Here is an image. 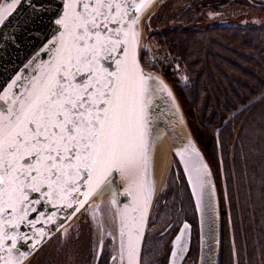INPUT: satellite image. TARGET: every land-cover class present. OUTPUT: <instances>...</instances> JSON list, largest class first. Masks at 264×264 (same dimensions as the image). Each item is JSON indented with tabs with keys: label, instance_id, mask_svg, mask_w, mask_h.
Segmentation results:
<instances>
[{
	"label": "snow or ice",
	"instance_id": "6c2138e0",
	"mask_svg": "<svg viewBox=\"0 0 264 264\" xmlns=\"http://www.w3.org/2000/svg\"><path fill=\"white\" fill-rule=\"evenodd\" d=\"M64 2L66 11L56 20L63 32L46 74L0 108V202L13 212L29 200L28 192L51 202L53 191L62 194L75 184L73 174L87 173L82 178L92 192L113 168L134 174L146 159L144 77L126 47L123 59L113 54L127 41L128 33L112 25L121 8L127 16L128 0H73L81 10ZM127 235L131 260L137 247L132 232Z\"/></svg>",
	"mask_w": 264,
	"mask_h": 264
},
{
	"label": "water",
	"instance_id": "95a60500",
	"mask_svg": "<svg viewBox=\"0 0 264 264\" xmlns=\"http://www.w3.org/2000/svg\"><path fill=\"white\" fill-rule=\"evenodd\" d=\"M159 1L128 0L127 16H124L125 9L121 8L116 16L118 24L112 25L128 33L126 43L119 45L113 54L121 55V50L126 47L130 63L134 62L144 77L145 95L142 99L147 120L143 128L146 159L141 160L134 174L113 168L105 183L92 192L82 178L87 173L81 172L73 174L75 184L67 185L64 193L53 191L51 202L36 192L27 193L29 200L17 205V212L0 202V264H25L81 210L94 200L100 202L102 199L108 200L114 211L117 264H140L148 217L160 178L155 180L152 175L154 144L162 135L171 147L170 153L183 173L194 203L198 231L196 264H221L220 207L212 171L190 133L171 86L144 68L141 62L142 23L148 11ZM68 3L81 10L73 0H68ZM141 3L143 7H139ZM65 11L64 0H21L19 4L1 0L0 18L6 19L0 24V108L11 106L14 98L25 93L32 82L44 77L47 66L56 56L58 38L63 32L56 20ZM138 185L142 186V191H138ZM43 191L49 189L44 188ZM35 199L41 202L32 203ZM25 212L26 218L21 219ZM122 232L125 235L122 236ZM129 232H132L137 247V253L131 260L124 247ZM190 238V225L182 222L170 241L167 264L183 263ZM99 254L100 247L96 262Z\"/></svg>",
	"mask_w": 264,
	"mask_h": 264
},
{
	"label": "trees",
	"instance_id": "16d2710c",
	"mask_svg": "<svg viewBox=\"0 0 264 264\" xmlns=\"http://www.w3.org/2000/svg\"><path fill=\"white\" fill-rule=\"evenodd\" d=\"M226 3L233 11L220 9ZM240 7L264 12V4L246 0H191L182 11L158 12L152 24L165 25L154 34L183 77L171 87L213 174L221 264H264V25L195 19L204 13L235 17ZM179 11L186 23L167 26ZM194 241L198 249L197 226Z\"/></svg>",
	"mask_w": 264,
	"mask_h": 264
},
{
	"label": "rangeland",
	"instance_id": "374dc122",
	"mask_svg": "<svg viewBox=\"0 0 264 264\" xmlns=\"http://www.w3.org/2000/svg\"><path fill=\"white\" fill-rule=\"evenodd\" d=\"M190 2L191 0H160L155 5L152 13L148 14L143 20L142 28L146 36L145 41L143 37V41L151 47H157L159 44L154 33L164 28L165 25H153L152 19L158 12H162L164 9L162 5L169 3L166 9L175 8L177 11L178 9L182 11V9L189 6ZM246 2L249 5L256 6L264 4V0H246ZM234 8L233 4L227 3L220 6V9L227 11H233ZM180 11L168 20L167 26L171 27L186 23L181 18ZM236 13L234 14L235 17L231 16L232 18L225 13H217L218 16L210 18V14L204 13L195 16V19L207 21L208 24L223 22L232 26L264 25L263 11L240 7L236 9ZM160 47H157V49L166 51L164 46ZM144 63L146 62L144 61ZM144 67L148 68L149 66L147 64ZM167 83L171 86L173 81L168 80ZM184 118L188 126L185 115ZM183 220L190 222L196 228V212L191 194L175 157L170 153L168 164L159 178L157 192L149 213L140 264H166L170 251V241ZM99 247L100 254L96 262ZM193 247L189 258L184 264H196L198 249L195 248V245ZM25 264H117L116 232L112 204L106 199H102L100 202L94 200Z\"/></svg>",
	"mask_w": 264,
	"mask_h": 264
},
{
	"label": "built area",
	"instance_id": "2783aa9c",
	"mask_svg": "<svg viewBox=\"0 0 264 264\" xmlns=\"http://www.w3.org/2000/svg\"><path fill=\"white\" fill-rule=\"evenodd\" d=\"M143 37L145 41L146 36L144 32ZM143 37L140 47L141 62L143 65V62L145 61L149 66L148 68H144L154 72L158 77L166 82H168V80L182 82L183 77L178 73L176 62L168 53V51L158 50L157 47L161 48L159 44L157 45V47H151L147 42L143 41ZM152 37L153 36L151 35V38Z\"/></svg>",
	"mask_w": 264,
	"mask_h": 264
},
{
	"label": "bare ground",
	"instance_id": "6f19581e",
	"mask_svg": "<svg viewBox=\"0 0 264 264\" xmlns=\"http://www.w3.org/2000/svg\"><path fill=\"white\" fill-rule=\"evenodd\" d=\"M155 6H153L147 13L150 14L154 10ZM146 15V16H147ZM170 145L165 136H160L157 138V141L154 144L153 150V158H152V175L155 180L161 177L164 172V169L169 161L170 156Z\"/></svg>",
	"mask_w": 264,
	"mask_h": 264
},
{
	"label": "flooded vegetation",
	"instance_id": "af4514ba",
	"mask_svg": "<svg viewBox=\"0 0 264 264\" xmlns=\"http://www.w3.org/2000/svg\"><path fill=\"white\" fill-rule=\"evenodd\" d=\"M182 222H187L189 225H190V230H191V238H190V246H189V250H188V253H187V255H186V258L184 259V261H183V263L182 264H184V262L189 258V256H190V254H191V252H192V249L194 248L193 246H194V244H193V242H194V234H195V226L193 225V224H191L190 222H188V221H185V220H183ZM182 222H181V224H182ZM180 224V225H181ZM196 225H197V220H196ZM180 227V226H179ZM179 227H178V229H179ZM177 229V230H178ZM173 238V237H172ZM198 243V242H197ZM170 252V251H169ZM168 257H169V254H168ZM168 257H167V260H168ZM166 264H167V261H166Z\"/></svg>",
	"mask_w": 264,
	"mask_h": 264
}]
</instances>
